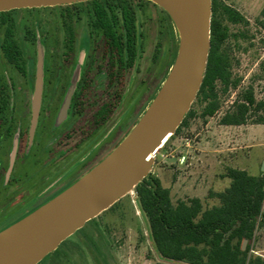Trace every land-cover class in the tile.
<instances>
[{"label":"rangeland","instance_id":"obj_1","mask_svg":"<svg viewBox=\"0 0 264 264\" xmlns=\"http://www.w3.org/2000/svg\"><path fill=\"white\" fill-rule=\"evenodd\" d=\"M246 23L222 19L229 37L224 45L236 88L220 92V109L195 117L170 137L156 154L148 175L170 192L173 204L198 198L203 208L218 203L228 168L252 176L264 162V124H255L264 103V0H219ZM137 32L131 68L116 74L101 38L90 31V4L18 9L7 14L10 28L2 50L5 26L0 20V84L9 97L11 121L0 136V231L65 190L105 158L132 130L164 83L174 62L179 36L173 22L153 3L132 0ZM41 61V96L30 134L32 99ZM115 61V59H113ZM112 70V71H111ZM80 79L81 89L75 90ZM79 84V85H80ZM80 85V86H81ZM7 87V90L5 89ZM112 113L100 127L93 115L104 104ZM248 110L246 124L220 125L226 112ZM185 156L180 165L178 158ZM37 207V208H36ZM264 209V201L262 205ZM256 224L248 254L264 257V228ZM247 246V244H246ZM246 248V247H245ZM148 224L134 190L62 242L38 264H156Z\"/></svg>","mask_w":264,"mask_h":264},{"label":"trees","instance_id":"obj_2","mask_svg":"<svg viewBox=\"0 0 264 264\" xmlns=\"http://www.w3.org/2000/svg\"><path fill=\"white\" fill-rule=\"evenodd\" d=\"M83 3L90 4V31L101 38L112 64H115L116 74L131 68L136 58L137 42L132 0H91ZM211 6V47L203 83L193 102L200 105L199 117L203 120L212 117L220 109V92L225 94L229 89L236 88L238 83L232 78L230 59L224 48L229 34L222 19L231 24L246 23L239 12L219 0H211ZM14 11L0 13L1 24L5 26L2 50L8 56L10 28L6 16ZM166 16L170 21V17ZM260 25L264 27V8ZM6 83L7 79L0 77V84ZM2 93L0 86V136L3 131L10 132L6 125H9L12 117L9 97ZM242 106L239 104L238 110L226 112L219 124H246L249 114L247 109L240 110ZM261 111L264 113L263 102L257 103L252 113ZM110 113L112 105L104 104L93 115V126L104 125ZM195 115L191 106L171 137L176 136ZM255 124H264V116H258ZM5 137L11 144L12 135L7 133ZM221 177L228 179L229 185L223 191L211 194L218 203L206 209L198 198L180 200L173 204L169 190L150 175L134 188L158 258L156 264H264L261 255L248 254V245L257 222L259 228H264V172L252 176L244 170L228 168ZM243 240H247L245 250H241Z\"/></svg>","mask_w":264,"mask_h":264},{"label":"water","instance_id":"obj_3","mask_svg":"<svg viewBox=\"0 0 264 264\" xmlns=\"http://www.w3.org/2000/svg\"><path fill=\"white\" fill-rule=\"evenodd\" d=\"M91 0H0V13L66 6ZM170 17L179 36L171 69L127 136L86 174L0 231V264H38L103 211L131 193L150 172L203 83L211 42V0H146ZM41 61L32 99V134L41 96ZM264 172V162L261 167ZM247 240L242 241L245 250Z\"/></svg>","mask_w":264,"mask_h":264},{"label":"flooded vegetation","instance_id":"obj_4","mask_svg":"<svg viewBox=\"0 0 264 264\" xmlns=\"http://www.w3.org/2000/svg\"><path fill=\"white\" fill-rule=\"evenodd\" d=\"M72 5H73V4H72ZM80 79H81V78H79V80H78V82H77V84H76V86H75V88H74L75 90H77V89H81V88L83 87V84L81 85L80 82H79ZM79 84H80L81 86H80ZM100 108H101V107H100ZM100 108H99V109H100ZM99 109H98V110H99ZM96 127H100V126H99V125H96Z\"/></svg>","mask_w":264,"mask_h":264},{"label":"built area","instance_id":"obj_5","mask_svg":"<svg viewBox=\"0 0 264 264\" xmlns=\"http://www.w3.org/2000/svg\"><path fill=\"white\" fill-rule=\"evenodd\" d=\"M185 161H186L185 156H181L180 158H178V163H179L180 165L184 164Z\"/></svg>","mask_w":264,"mask_h":264}]
</instances>
